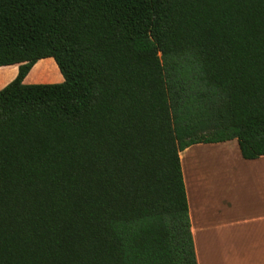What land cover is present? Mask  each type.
Wrapping results in <instances>:
<instances>
[{
    "label": "trees",
    "instance_id": "16d2710c",
    "mask_svg": "<svg viewBox=\"0 0 264 264\" xmlns=\"http://www.w3.org/2000/svg\"><path fill=\"white\" fill-rule=\"evenodd\" d=\"M8 65L0 264H197L179 153L264 156V0H0Z\"/></svg>",
    "mask_w": 264,
    "mask_h": 264
},
{
    "label": "crops",
    "instance_id": "0c3cea01",
    "mask_svg": "<svg viewBox=\"0 0 264 264\" xmlns=\"http://www.w3.org/2000/svg\"><path fill=\"white\" fill-rule=\"evenodd\" d=\"M17 72L18 65L0 67V90ZM61 82L51 58L23 80ZM179 158L197 264H264V156L243 159L233 139L191 145Z\"/></svg>",
    "mask_w": 264,
    "mask_h": 264
},
{
    "label": "rangeland",
    "instance_id": "374dc122",
    "mask_svg": "<svg viewBox=\"0 0 264 264\" xmlns=\"http://www.w3.org/2000/svg\"><path fill=\"white\" fill-rule=\"evenodd\" d=\"M37 70V69H36Z\"/></svg>",
    "mask_w": 264,
    "mask_h": 264
}]
</instances>
